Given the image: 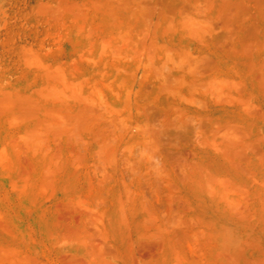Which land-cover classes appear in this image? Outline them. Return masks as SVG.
Returning a JSON list of instances; mask_svg holds the SVG:
<instances>
[{
    "label": "rangeland",
    "instance_id": "obj_1",
    "mask_svg": "<svg viewBox=\"0 0 264 264\" xmlns=\"http://www.w3.org/2000/svg\"><path fill=\"white\" fill-rule=\"evenodd\" d=\"M0 264H264V0H0Z\"/></svg>",
    "mask_w": 264,
    "mask_h": 264
},
{
    "label": "clouds",
    "instance_id": "obj_2",
    "mask_svg": "<svg viewBox=\"0 0 264 264\" xmlns=\"http://www.w3.org/2000/svg\"><path fill=\"white\" fill-rule=\"evenodd\" d=\"M153 162H154V163H158V161H156L155 158H153Z\"/></svg>",
    "mask_w": 264,
    "mask_h": 264
}]
</instances>
